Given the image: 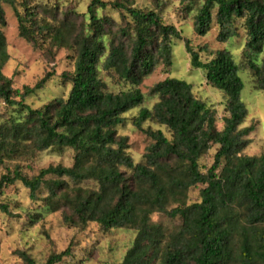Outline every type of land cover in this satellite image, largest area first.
<instances>
[{
    "label": "trees",
    "instance_id": "1",
    "mask_svg": "<svg viewBox=\"0 0 264 264\" xmlns=\"http://www.w3.org/2000/svg\"><path fill=\"white\" fill-rule=\"evenodd\" d=\"M5 5L13 9L20 37L34 41L29 14H20L17 0H0V101L20 114L0 121V164H13L0 178V191L20 182L37 201L46 189V204L63 202L76 217L69 218L75 225L96 223L103 231H136L118 264H264V154L244 153L256 126L243 127L248 110L241 99L240 75L244 67L249 69L254 90L264 92V0H201L196 8L194 22L200 35L215 24L218 41L228 42L244 28V62L237 63L227 50L194 48L185 41L191 66L202 69L208 85L226 98L222 129L217 127V111L184 80L168 78L154 84L147 95L142 93L140 86L159 64L172 66V43L182 36L155 9H139L133 0H90L85 22L74 36V70L63 74L72 85L68 98L33 109L26 99L44 89L55 74L47 73L32 87L13 88L3 74L10 60L2 30ZM109 7L130 22L113 31V20L99 12ZM47 29L55 41L68 39L67 25ZM203 52L210 57L206 62ZM102 72L116 85L132 88L111 91ZM148 99L158 100L152 109L142 107ZM136 108L140 111L133 125L152 140L142 163H134L127 153L128 137L117 134V128L126 124L125 115ZM147 121L166 127L172 138L162 130L145 128ZM214 146L218 147L214 162L204 172L200 161ZM64 149L74 151L71 167L49 166L32 177L23 173L20 162ZM123 170H130L131 176ZM67 180L75 185L95 182L98 190L66 193ZM200 186V202L187 204L188 192ZM0 213L14 217L4 203ZM155 213L179 219L180 229L168 233L153 222ZM18 254L25 264H37L25 252ZM71 257L67 248L45 264Z\"/></svg>",
    "mask_w": 264,
    "mask_h": 264
},
{
    "label": "rangeland",
    "instance_id": "2",
    "mask_svg": "<svg viewBox=\"0 0 264 264\" xmlns=\"http://www.w3.org/2000/svg\"><path fill=\"white\" fill-rule=\"evenodd\" d=\"M114 2L117 0H104ZM122 1V0H118ZM201 0H133L134 6L142 10H153L162 17L167 25L175 26L182 39L172 43L173 64L165 67L159 64L155 72L143 81L140 86L142 93L148 94L149 89L165 79H180L193 86L194 93L201 97L217 111V127L222 129L223 119L227 115L226 98L218 89L208 85L202 69H194L190 64V56L185 48V41H190L194 48L207 45L212 51H229L237 63L242 60V52L246 41V31L240 27L239 37L228 42L217 39L219 27L212 25L205 35H200L195 28L194 17L196 8ZM20 14L28 13V28L32 32L33 42L20 37L18 21L13 9L5 5L6 26L2 28L8 43L10 60L3 69V74L12 80L14 89L22 90L25 86H34L43 76L52 72L55 75L47 82L44 89L26 99V104L33 109H39L57 98H68L71 83L63 78V74L74 70L77 57V48L74 36L85 22L90 0H17ZM101 16H109L113 20L111 29L118 30L130 22L121 13L109 7L105 12L99 11ZM32 15V16H31ZM88 22V19L86 18ZM86 22V23H87ZM62 25L68 26L67 40L55 41L47 28L58 29ZM206 62L210 57L201 54ZM241 79L244 88L241 99L248 110V117L243 127L252 124L255 132L250 135L252 143L244 151L249 156L264 154V92L254 90L255 78L249 69L243 68ZM102 78L109 85L111 91H127L132 85L121 83L116 85L110 74L101 73ZM157 99H148L142 107L152 109ZM141 108V107H140ZM140 108H136L125 115L126 124L117 128L119 136L128 137L129 149L127 153L134 163L145 161L146 149L152 140L139 131L133 122L138 116ZM20 114L7 107L0 101V121L10 117H19ZM145 128L162 130L168 139H171L169 130L155 121L144 123ZM217 146H214L208 155L200 161L202 171L212 165ZM23 173L34 176L43 168L62 165L71 167L74 163V151L47 150L40 153L29 162H20ZM13 164H0V178L7 173L8 167ZM128 177L130 170H123ZM64 192L72 193L78 188L83 190H98L95 182H86L75 185L67 180L63 185ZM191 189L187 195V204L200 202L199 190ZM48 191L43 189L37 201L29 198V190L22 183L17 182L0 191V203L7 204L14 217L0 213V264H25L18 252H25L37 264H45L48 258L67 248L72 250V257L64 259L60 264H118L122 261L127 250L132 246L136 231L127 228L103 231L96 223L88 225L73 224L70 219H76L72 211L63 202H54L48 206L46 197ZM176 205V204H175ZM154 223L162 226L168 233H175L181 227L179 219H170L162 213L152 216Z\"/></svg>",
    "mask_w": 264,
    "mask_h": 264
}]
</instances>
